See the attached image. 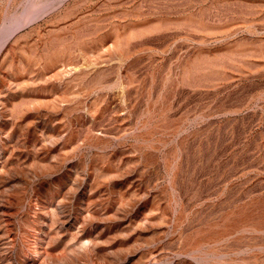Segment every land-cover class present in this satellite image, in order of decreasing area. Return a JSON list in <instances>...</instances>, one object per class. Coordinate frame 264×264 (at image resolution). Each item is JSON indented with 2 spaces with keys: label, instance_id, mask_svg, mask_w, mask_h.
I'll return each mask as SVG.
<instances>
[{
  "label": "rangeland",
  "instance_id": "rangeland-1",
  "mask_svg": "<svg viewBox=\"0 0 264 264\" xmlns=\"http://www.w3.org/2000/svg\"><path fill=\"white\" fill-rule=\"evenodd\" d=\"M0 264H264V0H0Z\"/></svg>",
  "mask_w": 264,
  "mask_h": 264
},
{
  "label": "crops",
  "instance_id": "crops-1",
  "mask_svg": "<svg viewBox=\"0 0 264 264\" xmlns=\"http://www.w3.org/2000/svg\"><path fill=\"white\" fill-rule=\"evenodd\" d=\"M67 26H68V25H67ZM67 26H66V27H67ZM73 26H74L73 24H72V25L70 24V26H69V27L71 28V27H73ZM71 50H75V51H77V50H76V49H74V48H73V49H71Z\"/></svg>",
  "mask_w": 264,
  "mask_h": 264
}]
</instances>
